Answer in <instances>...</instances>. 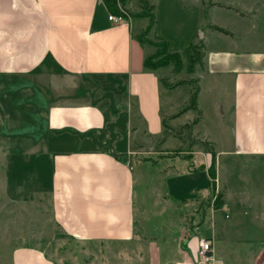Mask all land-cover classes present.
<instances>
[{"label":"crops","instance_id":"crops-1","mask_svg":"<svg viewBox=\"0 0 264 264\" xmlns=\"http://www.w3.org/2000/svg\"><path fill=\"white\" fill-rule=\"evenodd\" d=\"M148 1L159 14L149 39L165 40L170 52L184 53L194 44V36L182 31L178 15L164 18L160 2ZM256 3L249 11L217 0H203L188 11L179 7L186 18L198 12L217 15V10L229 8L240 17L236 29L214 19L200 25L206 55L196 74L197 107L191 108L189 99L176 93L188 84L174 88L164 84L174 77L189 82L187 57L176 75L173 65L156 70L144 65L152 51L138 36L149 18L116 24L109 20L103 0H0V162L8 205L26 213L33 208L40 214L35 219L40 227L50 221L73 240L124 246L102 262H139L132 246L141 233L144 176L131 158L142 154L141 149H149L144 152L155 157L169 153L158 152L150 138L148 148L143 142L125 146V134L138 131L175 138L169 132L182 133L213 145L218 144L212 135L216 129L227 135V149L216 151V170L223 154L264 169V9L254 11ZM167 20L181 29L169 33L162 26ZM126 113L127 125H120L119 117ZM200 145L199 141L194 145V155L201 158L202 168L185 166L188 160L180 158L182 169L165 177L160 194L164 201L188 206L208 194L213 158ZM152 156L141 160L154 162ZM253 182L262 188L242 191L236 202L229 200L231 191L224 195L222 207L212 213L210 237H203L202 224L183 249L184 236L179 234L174 240L177 250L167 251L166 258L153 243L147 251L148 264H200L205 240L212 243V264H264V171ZM216 188L219 192L218 178ZM219 211L224 220L216 218ZM48 213L49 219L43 217ZM126 245L130 254H124ZM0 264L56 262L43 250L15 247L0 256Z\"/></svg>","mask_w":264,"mask_h":264},{"label":"rangeland","instance_id":"rangeland-1","mask_svg":"<svg viewBox=\"0 0 264 264\" xmlns=\"http://www.w3.org/2000/svg\"><path fill=\"white\" fill-rule=\"evenodd\" d=\"M113 1L121 12V15L117 16H122L124 19L141 18L143 14H148L149 11H143L142 1L147 2L148 8H152L148 0ZM158 1L161 4L160 9L164 18L165 15L166 17L167 15L179 16L180 25L185 27L184 29L182 28V31L184 33L189 32L192 38L194 36V44L199 45L203 43V40L201 39L202 36L199 33V28L202 29V26L200 25L208 24L210 19H214V21L221 23L222 26L232 29H236L234 24H239V12L234 9H219L217 10V15L213 13L209 14L207 12H198V16L195 15L196 17L192 16L191 18H189V16L186 18L185 14H181L182 12L179 9L180 6H183V9L188 11L197 8L203 0ZM205 1L208 3L211 2V0ZM217 1L228 6L238 7L247 11L251 10L256 1H258L254 7V11L264 9V0ZM257 6H259V8H257ZM154 14L159 15L156 11ZM172 21L173 20H167L163 22L162 25L169 33H175L176 30L179 31V29H181L179 24H175V22ZM144 32L145 30L140 35H143ZM222 35L227 36L225 33H222ZM145 38L149 39L148 36ZM149 46L151 47L152 52L148 56L155 55L154 57H156V59L152 62L160 61V58H165L166 55H169L164 54V51L158 47L155 48L152 45ZM184 58H186L185 55H183V60ZM199 71L200 68L197 66L192 73L189 72L190 76L188 79L189 82H192V84L186 83L188 86L180 87L176 91V93L180 94V96L187 97L189 99L187 101V105L191 104L192 94L198 85L196 74ZM185 76L186 75H183V77ZM179 79L180 78L178 77H174L173 80L165 83L169 86L175 85L178 82H181ZM220 111L221 107L217 108L216 114L219 115ZM134 118L136 120L138 119L136 117ZM128 119L129 115L127 113L120 116V125L124 124L123 126H126ZM187 131L189 132L190 129ZM169 135L175 138H170L164 134L153 136L147 133L144 135L142 132L138 131L133 132V134L129 136L125 134L123 137L122 143L125 146L130 143L134 145L135 142H143L147 148L148 138H150L151 140H155V147H157L156 149L158 152H164V154L169 153V157H155V155L152 156L144 152H148L149 149H141L139 152H143L142 154L133 155L131 158L132 164L135 166L137 171L139 168H143L141 171L144 176L142 177L143 181L141 182L142 188L140 189L139 205L141 209L139 222L141 233L138 234L136 238L137 244L132 246L135 249L136 255L140 256V260L139 262H131L128 259L125 260L124 264H148V261H146V257L148 256L147 251L152 247L153 243L159 244V247L164 252V257L166 258V256H168V252L171 254L175 251V249L177 250L179 243H176L174 240L179 236V234L184 236L180 242V247L186 249L187 241L189 243L192 239L191 237H194V234H198L199 227L202 224H204V228L202 230V232H204L202 233L203 237H210L211 230L209 231L208 225L212 220L213 211L220 209L217 207V195L219 192H222L226 196L227 192L231 191L229 200L231 202H236L240 199L239 195L242 191L246 192L254 187H256L257 190L262 188L261 186H256L253 181L264 171L263 166H260L259 164H247L248 161L246 160L244 163H241L238 162L235 157L223 154L220 156L217 163L219 192L217 191V188L216 190L210 189L208 194L204 196L200 203L188 204V206H183L181 203H175L168 198L164 201L160 194L163 193L165 188V177L167 173L172 170L175 171V169H182L183 164H181L182 160H180V158L188 160L189 163L187 162L185 166H193L195 168L198 167V169L202 168L201 158L198 157L196 159L194 155V151H196V149H194V145H196L198 141L201 144L200 146H202L201 148L210 153L212 158L216 155V151L223 153V150L227 149V135L222 132L220 133V131L218 132L216 129L213 130L212 135L218 139V144L213 145L207 141L201 142V138L197 139L194 136L193 138H190L189 134H184L183 136L182 133L169 132ZM159 139H161V141H159ZM214 146H216V148H214ZM151 156L153 157L154 162H147L144 164L141 160ZM192 158L195 159L191 160ZM2 167L3 165L0 162V256H7L15 247H34L45 251V256L51 261L54 260L56 264H111V262L108 261L107 263L105 260L102 262L103 260L101 259L107 257L110 253L116 251L119 252L124 247L123 245L101 244L99 242L86 243L79 240H73L64 234L60 228L51 224L50 221H46V223L40 227V223L35 222V219L40 214H37L33 208L29 213H26L24 211H19L17 207L13 209L11 207L12 205H8V199H5V175ZM244 177H246L247 182L244 181ZM36 200L37 199H35V201ZM20 205L30 206L31 204ZM207 206H209V209L206 210ZM205 210L206 212L204 214ZM215 215L219 220H224L225 218V214L222 211L217 212ZM44 216H47L49 219V213L46 215L44 214L43 217ZM207 231L209 232L207 233ZM189 232L192 233V236L188 238ZM198 240L199 237L197 240L195 239L193 241L195 247ZM173 242H175V244ZM126 247V250L124 249V254H130V245H126ZM164 263H167L166 260H164Z\"/></svg>","mask_w":264,"mask_h":264},{"label":"trees","instance_id":"trees-1","mask_svg":"<svg viewBox=\"0 0 264 264\" xmlns=\"http://www.w3.org/2000/svg\"><path fill=\"white\" fill-rule=\"evenodd\" d=\"M109 13L110 14H115V15H121L120 10L116 7L115 2L113 0H103ZM143 4V11H149V13L147 14H143V16L141 17H146L149 18V25L146 28L145 32L143 35H139L138 36V40L142 43V44H149L154 46L155 48H160L164 51V54H169L166 55L165 58H160V61L157 62H152L156 59V57L152 56H147L144 62V65L147 69L150 70H156L162 67H167L169 65H173L174 67V72L175 74H179L183 67H184V60H183V55H185L188 59V71L189 72H193L195 67L199 66L200 69H202L204 67V58L206 55V45L204 43L202 44H192L190 45L189 48H187L184 53H179V52H170L169 50V46L168 43L166 41L163 40H158V41H152L150 39H146L145 37L148 36L149 32L151 31L152 27L154 26L155 22H156V16L153 12V7L152 8H148V4L145 1H142ZM221 6V5H219ZM232 9V8H229ZM235 10V9H234ZM237 11V10H236ZM216 31L225 33V34H229V32L225 31L222 28L219 27H214L213 28ZM160 56V55H159ZM186 83H191L192 82H178L175 85H167L165 82L164 84L166 85V87L168 88H174ZM197 83H199V80H197ZM200 93V87L199 84L197 85V87L194 89V92L192 94L191 97V104L190 107L191 108H196L197 107V101H198V96ZM209 183H208V188L209 190L213 189L216 190V180H217V170H216V155L213 157V161L211 166L209 167ZM199 170V169H198ZM223 198H224V194L223 193H219L217 195V201H218V206L219 208L222 207L223 205ZM209 209V206L206 207V210ZM206 210L204 211V214L206 212Z\"/></svg>","mask_w":264,"mask_h":264},{"label":"built area","instance_id":"built-area-1","mask_svg":"<svg viewBox=\"0 0 264 264\" xmlns=\"http://www.w3.org/2000/svg\"><path fill=\"white\" fill-rule=\"evenodd\" d=\"M109 20L118 24V23H121L124 20V18L122 16L110 14ZM199 256L201 258L200 264H212L214 262L215 256H214L212 243L210 241L205 240L201 243Z\"/></svg>","mask_w":264,"mask_h":264}]
</instances>
